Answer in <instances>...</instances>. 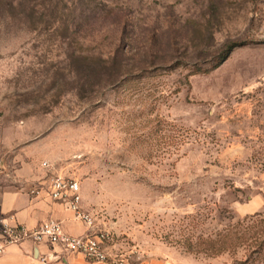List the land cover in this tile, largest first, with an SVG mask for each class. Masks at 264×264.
<instances>
[{"label":"rangeland","instance_id":"374dc122","mask_svg":"<svg viewBox=\"0 0 264 264\" xmlns=\"http://www.w3.org/2000/svg\"><path fill=\"white\" fill-rule=\"evenodd\" d=\"M58 175L125 263L264 264V0H0V193Z\"/></svg>","mask_w":264,"mask_h":264},{"label":"built area","instance_id":"2783aa9c","mask_svg":"<svg viewBox=\"0 0 264 264\" xmlns=\"http://www.w3.org/2000/svg\"><path fill=\"white\" fill-rule=\"evenodd\" d=\"M41 190H45L53 200L73 210L76 218L88 227L89 232L85 235L69 234L64 230L61 222L55 219H49L35 228H29L10 218V221H1L0 256L9 245L30 240L34 243L59 245L65 251L83 254L91 261L125 263L126 257L123 252L110 250L112 234L102 228L92 211L83 205L81 185L77 179L58 175L32 188L31 193L38 195Z\"/></svg>","mask_w":264,"mask_h":264},{"label":"crops","instance_id":"0c3cea01","mask_svg":"<svg viewBox=\"0 0 264 264\" xmlns=\"http://www.w3.org/2000/svg\"><path fill=\"white\" fill-rule=\"evenodd\" d=\"M42 183L45 181L19 179L17 185L0 193V228L1 221H10V218L29 228H35L49 219H55L61 222L64 230L69 234H87L89 232L88 227L77 219L75 212L65 204L53 200L45 190H41L38 195L31 193L32 188ZM0 264L111 263L91 261L83 254L67 252L59 245L25 240L20 244L9 245L3 255L0 256ZM152 264H160V262L154 261Z\"/></svg>","mask_w":264,"mask_h":264},{"label":"trees","instance_id":"16d2710c","mask_svg":"<svg viewBox=\"0 0 264 264\" xmlns=\"http://www.w3.org/2000/svg\"><path fill=\"white\" fill-rule=\"evenodd\" d=\"M240 45H242V42L228 43L225 46V49L221 54L222 55L221 59L218 62V64H216V66L220 65L224 60H226L228 58L229 54L233 51V49L236 48L237 46H240ZM204 243L205 244H203V246L199 249L202 251L205 250L212 255L220 254L228 248L227 242H225V241L217 242L215 240H206V241H204ZM259 245L261 248H263L264 247V240H262V242H260Z\"/></svg>","mask_w":264,"mask_h":264}]
</instances>
